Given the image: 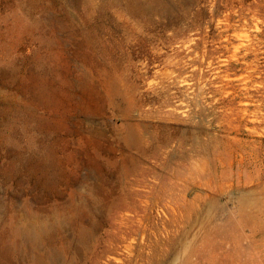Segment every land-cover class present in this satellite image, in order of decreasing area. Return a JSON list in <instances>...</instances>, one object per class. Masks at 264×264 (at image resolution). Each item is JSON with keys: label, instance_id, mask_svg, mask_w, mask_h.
<instances>
[{"label": "rangeland", "instance_id": "1", "mask_svg": "<svg viewBox=\"0 0 264 264\" xmlns=\"http://www.w3.org/2000/svg\"><path fill=\"white\" fill-rule=\"evenodd\" d=\"M0 264H264V0H0Z\"/></svg>", "mask_w": 264, "mask_h": 264}, {"label": "bare ground", "instance_id": "2", "mask_svg": "<svg viewBox=\"0 0 264 264\" xmlns=\"http://www.w3.org/2000/svg\"><path fill=\"white\" fill-rule=\"evenodd\" d=\"M220 2V1H219ZM187 3V2H186ZM133 6V5H132ZM147 9V8H146ZM163 10V9H162ZM227 15V14H226ZM229 17V16H228ZM181 19V18H180ZM225 20V19H224ZM244 20V19H243ZM179 22V21H178ZM251 22V21H250ZM253 23V22H252ZM205 27H207V26H205ZM233 32V31H232ZM236 32H238V31H236ZM235 35V34H234ZM151 38V37H150ZM149 38V39H150ZM189 42V41H188ZM145 43V42H144ZM237 43V42H236ZM235 44V43H234ZM233 44V45H234ZM238 47V46H237ZM161 49V48H160ZM188 49V48H187ZM159 50V49H158ZM261 50V49H260ZM231 51V50H230ZM233 53V52H232ZM230 55V54H229ZM233 57V56H232ZM220 59V58H219ZM206 61H208V60H206ZM222 62V61H221ZM223 63H224V61H223ZM207 64V63H206ZM219 64V63H218ZM194 67H196V66H194ZM218 67V66H217ZM199 68V67H198ZM164 69V68H163ZM168 69V68H167ZM251 69V68H250ZM165 70V69H164ZM158 71V70H157ZM162 72V71H161ZM167 72H169V71H167ZM175 72V71H174ZM247 76V75H246ZM232 77H234V76H232ZM222 78H223V76H222ZM246 78V77H245ZM248 78V77H247ZM249 79V78H248ZM242 81V80H241ZM140 84V83H139ZM254 84V83H253ZM203 85V84H202ZM199 86V85H198ZM199 88V87H198ZM198 90V89H197ZM226 91H229V89L228 90H226ZM221 95V94H220ZM196 99V98H195ZM196 101V100H195ZM182 103V102H181ZM261 104V103H260ZM242 117V116H241ZM122 119H124V120H127L128 119V117H126V118H122ZM88 175V174H87ZM85 176V175H84ZM89 178L90 177H88V178H84L83 180L84 181H86L88 184L89 183H91V182H89ZM95 187V186H94ZM92 190V189H91ZM100 191V190H99ZM98 195V194H97ZM53 198V197H52ZM51 198V199H52ZM30 199H31V196H30ZM87 199V198H86ZM33 200V199H32ZM56 202V201H55ZM71 202H74L73 200H71ZM83 213V212H82ZM101 214V213H100ZM14 216H17V214H15ZM33 216H35V215H33ZM38 216V215H37ZM60 216V215H59ZM30 218H31V216H29ZM33 218V217H32ZM38 218V217H37ZM40 219V218H39ZM25 217L23 218V223L22 224H16V222H15V220H13V223H11V232H12V239H13V242L15 243V245H17V243H18V239L20 240V237H28V236H30L31 235V231H30V229L28 228V225H27V223H25ZM28 221H29V219H28ZM65 229V228H64ZM52 234V233H51ZM52 238V237H51ZM46 241H48V240H46ZM17 247V246H16ZM41 255V254H40ZM39 257V256H38ZM39 260H40V258H39ZM42 262V261H41Z\"/></svg>", "mask_w": 264, "mask_h": 264}]
</instances>
